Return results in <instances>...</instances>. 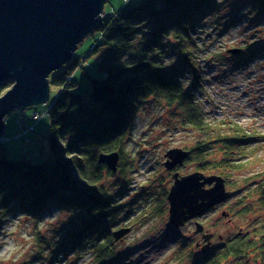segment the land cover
Listing matches in <instances>:
<instances>
[{
  "label": "trees",
  "instance_id": "1",
  "mask_svg": "<svg viewBox=\"0 0 264 264\" xmlns=\"http://www.w3.org/2000/svg\"><path fill=\"white\" fill-rule=\"evenodd\" d=\"M253 2L259 14H264V0ZM220 6L221 0H142L105 14L91 32L98 35L89 54L98 56L94 67L89 68L85 59L73 54L67 64L49 75L50 84L57 85L59 93L48 112L50 123L44 135L42 161L35 163L25 156L11 158L3 132L0 134V233L11 215L38 218L57 206L84 214L85 222L68 233L61 241L62 247L80 256L79 249L87 242L94 254L116 246L109 222L123 204L116 200L120 192L107 193L103 181L105 173L112 175V171L106 163L99 162V155L119 151L121 158L134 126L133 118L149 100L175 107L184 129L203 133L204 138L184 148L189 151L188 160L198 163V170L225 176L229 167H241L238 161L242 147L250 143L251 133L238 124L229 126L224 133L207 130L208 111L198 94L195 96L200 72L204 83L208 82L200 57L205 48L196 30L210 14L229 20L225 24L218 21L224 28L236 19L225 8L221 11ZM234 8L238 9V5ZM251 49L259 52L260 47ZM207 59L209 64L214 60ZM76 72L88 84L86 92L79 89ZM13 83L10 79L0 82V96ZM123 172L127 181L128 174ZM246 181L252 186L240 200L253 197L264 207V171ZM168 183L164 180L159 187L161 201L166 204ZM253 233V237L236 236L222 247L202 253L192 264H224L227 260L228 264H264V226L253 228ZM39 249L44 255L37 252L30 263H52V254Z\"/></svg>",
  "mask_w": 264,
  "mask_h": 264
},
{
  "label": "rangeland",
  "instance_id": "2",
  "mask_svg": "<svg viewBox=\"0 0 264 264\" xmlns=\"http://www.w3.org/2000/svg\"><path fill=\"white\" fill-rule=\"evenodd\" d=\"M139 1L142 0H107L104 12L110 14ZM221 2L222 7L236 19L224 28L218 21L225 24L229 20L217 18L216 13L210 14L196 30L199 42L205 48V53L200 54L205 59L202 70H206L210 79L204 83L200 72L201 81L195 96L199 93L197 98L206 103V121L210 126L207 130L224 133L229 126L238 124L251 133L248 135L250 143L242 147L238 161L241 167H229L227 175H222L227 190L231 192L230 197L183 226L176 228L169 221V204L161 201L159 188L164 180L170 182L166 185L168 189L173 184V172L165 165L166 153L173 148H190L204 135L184 129L175 107L149 100L133 118L134 126L118 170H111L112 175L105 173L103 181L107 193L114 195L120 192L114 199L123 204L112 213L109 222L113 232L127 229L116 240V246L94 254L91 243L87 242L79 249L82 257L77 256V251L62 247L61 241L69 236L68 233L84 225V214L73 208L65 211L56 206L38 218L23 214L9 217L0 233V264H31L37 252V255H44L39 247L45 250L46 255L52 254L53 261L49 264H192L208 251L202 252L197 248L196 241L201 240L203 248L206 245L211 247L213 243L212 249H215L236 236L248 234L253 237V228H263L264 207L253 197L240 198L252 186L247 185L246 178L264 171V14H259L254 8L253 0ZM237 5L238 9L234 8ZM96 37L98 35L93 33L85 36L74 53V56L85 59L89 68L94 67L98 60V56L89 55ZM254 46L260 47L258 53L251 49ZM237 47L242 48L239 54L229 52ZM210 57L214 58L211 64L207 62L209 59L206 60ZM247 58L253 60L248 62ZM233 64L241 68L235 70ZM74 78L79 82V89L86 92L88 84L83 75L76 72ZM58 93L59 87L50 85L47 102L14 110L6 116L3 138L11 158L25 156L35 163L42 161V153L46 150L44 135L50 123L47 111ZM202 106L205 107L203 103ZM35 113L47 114L36 121L33 119ZM38 136L40 139L34 141ZM195 171H200L198 163L186 159L185 165L175 172L188 175ZM122 172L128 174L127 181L123 179ZM207 174L221 175L218 172ZM198 221L204 225L202 232H197ZM205 233L211 234L208 239H205ZM40 264H45V261Z\"/></svg>",
  "mask_w": 264,
  "mask_h": 264
},
{
  "label": "water",
  "instance_id": "3",
  "mask_svg": "<svg viewBox=\"0 0 264 264\" xmlns=\"http://www.w3.org/2000/svg\"><path fill=\"white\" fill-rule=\"evenodd\" d=\"M106 1L0 0V82L14 81L0 96V134L11 112L49 100V75L67 64L84 37L102 23ZM241 50L237 47L229 52L239 54ZM188 155L189 151L182 148L168 150L167 169L183 164ZM119 161V151L99 155V162L106 163L114 172ZM172 178L167 200L169 221L176 227L201 216L231 195L222 175L175 172ZM207 184L213 185L206 187ZM203 229L204 225L198 221L197 232ZM126 231L115 230V240ZM210 235L205 233V239ZM208 248L206 245L202 250L205 252Z\"/></svg>",
  "mask_w": 264,
  "mask_h": 264
},
{
  "label": "flooded vegetation",
  "instance_id": "4",
  "mask_svg": "<svg viewBox=\"0 0 264 264\" xmlns=\"http://www.w3.org/2000/svg\"><path fill=\"white\" fill-rule=\"evenodd\" d=\"M188 157H189V155H188ZM187 159H188V158H187ZM185 161H186V160H185ZM185 161H184L183 164H177L176 167H175L174 169L169 170V171L175 173V171H177L178 168H180L182 165H185ZM173 173H172V174H173ZM212 185H213V184H211V185H210V184H207L206 187H211ZM226 187H227V186H226ZM227 215H229L228 212H227ZM195 244H196V247H197V248H200V249L202 250V248H203V242H202L201 240L196 241ZM212 244H213V243H212ZM212 244H211V247L209 248V250L212 249Z\"/></svg>",
  "mask_w": 264,
  "mask_h": 264
},
{
  "label": "built area",
  "instance_id": "5",
  "mask_svg": "<svg viewBox=\"0 0 264 264\" xmlns=\"http://www.w3.org/2000/svg\"><path fill=\"white\" fill-rule=\"evenodd\" d=\"M212 31H213V30H212ZM253 58H254V57H253ZM253 58L250 59V60H248V62L252 61ZM203 60H204V58H202V63H203ZM233 68H235V70H237V69H240L241 67H240V65L237 66V67L233 65ZM218 69H219V68H218ZM206 78H207V75H206ZM207 79H210V78H207ZM249 83H250V81H249ZM206 85H207V84H206ZM199 95H200V94L198 93V97H199ZM201 101H202V103L204 104V106H205V108H206V103H205V101H204V100H201ZM47 113H48V111H47ZM47 113H43V114L35 113L34 116H33V119L36 120V121H38V120L42 119V117H43L44 114H47Z\"/></svg>",
  "mask_w": 264,
  "mask_h": 264
},
{
  "label": "crops",
  "instance_id": "6",
  "mask_svg": "<svg viewBox=\"0 0 264 264\" xmlns=\"http://www.w3.org/2000/svg\"><path fill=\"white\" fill-rule=\"evenodd\" d=\"M43 119V118H42ZM42 119H40V120H42ZM21 120V119H20ZM39 121V120H38ZM21 122H22V120H21Z\"/></svg>",
  "mask_w": 264,
  "mask_h": 264
},
{
  "label": "bare ground",
  "instance_id": "7",
  "mask_svg": "<svg viewBox=\"0 0 264 264\" xmlns=\"http://www.w3.org/2000/svg\"><path fill=\"white\" fill-rule=\"evenodd\" d=\"M241 49H242V48H241ZM257 53H258V52H257ZM257 53H256V54H257Z\"/></svg>",
  "mask_w": 264,
  "mask_h": 264
},
{
  "label": "clouds",
  "instance_id": "8",
  "mask_svg": "<svg viewBox=\"0 0 264 264\" xmlns=\"http://www.w3.org/2000/svg\"><path fill=\"white\" fill-rule=\"evenodd\" d=\"M48 112H49V110H48Z\"/></svg>",
  "mask_w": 264,
  "mask_h": 264
}]
</instances>
